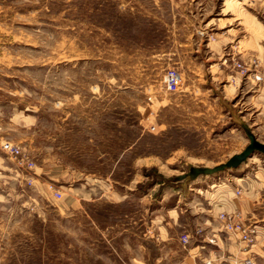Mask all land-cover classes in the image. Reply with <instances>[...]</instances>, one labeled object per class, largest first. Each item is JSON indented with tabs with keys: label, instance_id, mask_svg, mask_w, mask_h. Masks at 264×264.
Returning <instances> with one entry per match:
<instances>
[{
	"label": "rangeland",
	"instance_id": "374dc122",
	"mask_svg": "<svg viewBox=\"0 0 264 264\" xmlns=\"http://www.w3.org/2000/svg\"><path fill=\"white\" fill-rule=\"evenodd\" d=\"M249 133L264 141V0H0V142L36 164L0 145V264H244L235 208L264 264V152L193 171Z\"/></svg>",
	"mask_w": 264,
	"mask_h": 264
},
{
	"label": "built area",
	"instance_id": "2783aa9c",
	"mask_svg": "<svg viewBox=\"0 0 264 264\" xmlns=\"http://www.w3.org/2000/svg\"><path fill=\"white\" fill-rule=\"evenodd\" d=\"M183 83V75L182 73L175 68H171L166 71L164 75V86L168 90H178ZM152 129H155V125L151 126ZM2 150L8 154L10 157L17 160L18 164L27 169H33L35 167V162L28 154H26L24 148L17 142L4 139L0 142ZM237 193L240 194L241 190L237 189ZM55 195L57 197L62 196V192L57 190ZM220 218L224 224L225 229L231 233L234 237H236L240 242H243L244 245L240 248L249 254H246L242 260L244 264H259L256 258V255L253 254V246L255 245L257 226L248 222L247 219L244 218V213L241 209L237 208L231 212L223 210L220 213ZM183 240L188 242V235H185ZM214 244H218L216 239H210ZM204 247V245L202 246ZM237 260L239 258L238 255H234ZM222 256H217L216 254L213 256L206 257L204 260V264H220V259Z\"/></svg>",
	"mask_w": 264,
	"mask_h": 264
},
{
	"label": "water",
	"instance_id": "95a60500",
	"mask_svg": "<svg viewBox=\"0 0 264 264\" xmlns=\"http://www.w3.org/2000/svg\"><path fill=\"white\" fill-rule=\"evenodd\" d=\"M249 137L250 143L246 146V148L241 152L232 155L227 162L214 167H194V173L211 174L226 168L238 167L243 161L247 160L250 156H253L255 151L259 150L264 152V141L258 140L253 133H249Z\"/></svg>",
	"mask_w": 264,
	"mask_h": 264
},
{
	"label": "crops",
	"instance_id": "0c3cea01",
	"mask_svg": "<svg viewBox=\"0 0 264 264\" xmlns=\"http://www.w3.org/2000/svg\"><path fill=\"white\" fill-rule=\"evenodd\" d=\"M235 209H237V208H235ZM235 209H233V210H235ZM240 209V208H239ZM231 254H234V252L233 253H231ZM234 256V255H233ZM224 260H223V258H221L220 259V262L222 263Z\"/></svg>",
	"mask_w": 264,
	"mask_h": 264
},
{
	"label": "trees",
	"instance_id": "16d2710c",
	"mask_svg": "<svg viewBox=\"0 0 264 264\" xmlns=\"http://www.w3.org/2000/svg\"><path fill=\"white\" fill-rule=\"evenodd\" d=\"M160 177H162V176H160Z\"/></svg>",
	"mask_w": 264,
	"mask_h": 264
}]
</instances>
